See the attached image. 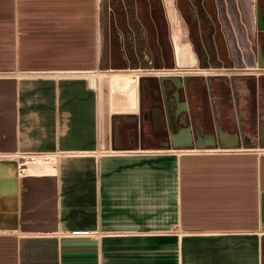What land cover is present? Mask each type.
Masks as SVG:
<instances>
[{"label": "crops", "instance_id": "1", "mask_svg": "<svg viewBox=\"0 0 264 264\" xmlns=\"http://www.w3.org/2000/svg\"><path fill=\"white\" fill-rule=\"evenodd\" d=\"M146 6L0 0V264H264V143L141 145L84 77L142 62Z\"/></svg>", "mask_w": 264, "mask_h": 264}, {"label": "flooded vegetation", "instance_id": "2", "mask_svg": "<svg viewBox=\"0 0 264 264\" xmlns=\"http://www.w3.org/2000/svg\"><path fill=\"white\" fill-rule=\"evenodd\" d=\"M189 21V65L178 66L170 46V71L141 76L138 110L131 116L133 121L128 122L137 123L139 130L131 137L141 145L163 146L162 142L169 140V132L190 126L193 141L199 139L223 147L220 130L226 133L221 138L226 142L237 140L246 146L261 143L264 0L247 1L240 6L232 0L229 7L223 3L216 8L195 7ZM148 49L143 50L146 56ZM164 53V46L160 45L162 63L168 61ZM152 55L148 62L154 65Z\"/></svg>", "mask_w": 264, "mask_h": 264}, {"label": "rangeland", "instance_id": "3", "mask_svg": "<svg viewBox=\"0 0 264 264\" xmlns=\"http://www.w3.org/2000/svg\"><path fill=\"white\" fill-rule=\"evenodd\" d=\"M236 1L239 6L241 3L244 2H251L253 3V0H233ZM175 7L181 16V19L183 20V23L185 24L186 28L189 24V17L191 14V10L195 7H202L205 6L206 8H216L220 3H223L224 6H228L232 3V0H174ZM201 4H203L201 6ZM232 7V6H231ZM187 31V29H186ZM142 34V37L144 38V44H143V50H147L149 48V52L145 58H143L142 62L140 64H134V62L131 63L129 66H111L112 69H119V68H144L148 67L150 69V72H164L166 70H169L170 67H172V59L170 58V46L173 50L172 43H171V37H170V28L169 23L165 14V7L163 4V0H147V6L146 8L142 7V10L140 12L139 9H137V12L133 14V22H130L127 30V35L129 39L134 41L136 34ZM140 34V35H141ZM188 39V32H186ZM189 40V39H188ZM164 46V50L166 53H164L165 56H167L168 61H165L162 63L158 50L159 47ZM134 43L131 44V56H134V52L136 49ZM151 54H153V60L154 65L149 63L148 60L151 59ZM144 53L142 52V56ZM164 56V57H165ZM147 58V59H146ZM166 58V57H165ZM146 59V60H145ZM184 61L178 66L180 67H188L190 59H183ZM103 69V68H100ZM100 69H97L95 72H99ZM145 72V71H142ZM139 78V76H138ZM139 81V79H138ZM106 85V84H105ZM107 87V86H106ZM107 94V88L105 90V99ZM128 115L129 118H131L134 114H125ZM152 149V148H150ZM24 160V159H23Z\"/></svg>", "mask_w": 264, "mask_h": 264}, {"label": "bare ground", "instance_id": "4", "mask_svg": "<svg viewBox=\"0 0 264 264\" xmlns=\"http://www.w3.org/2000/svg\"><path fill=\"white\" fill-rule=\"evenodd\" d=\"M166 7L169 18L172 22L173 40L177 52V61L183 62L188 53L187 47H182L179 43L180 38V18L177 9H175L173 0H166ZM171 37V36H170ZM170 71V70H169ZM47 72V71H46ZM59 73V72H58ZM83 72L79 73L82 74ZM85 76L89 82L98 86L100 93H102V85L104 81L108 87L107 93V107L109 112L129 113L136 112L138 109V74L137 70L133 68H119V69H100L99 72H85ZM102 97V95H101ZM102 99V98H101ZM100 113L102 115V102ZM102 120V119H101ZM9 156V155H8ZM13 156V155H10ZM28 157V156H27ZM24 158L23 170L25 172H48L53 170V164L49 160L44 159L43 156H36L32 158Z\"/></svg>", "mask_w": 264, "mask_h": 264}, {"label": "water", "instance_id": "5", "mask_svg": "<svg viewBox=\"0 0 264 264\" xmlns=\"http://www.w3.org/2000/svg\"><path fill=\"white\" fill-rule=\"evenodd\" d=\"M163 4H164V7H165V14H166V17H167V20H168V23H169V28H170V36H171V43H172V47H173V53H174V59H175V62L177 65H179V62L177 61V52H176V47H175V43H174V40H173V28L174 26L172 25V22L169 18V15H168V12H167V7H166V0H163ZM173 4H174V7H175V2L173 0ZM176 9V7H175ZM258 23L259 25H261L260 23V16H259V10H258ZM186 26L185 24L183 23V20L180 18V38H179V43L182 47H187L188 48V53L185 57V61L187 59L190 58L191 56V51H190V45H189V40L186 39L187 38V34H186ZM182 62H180L181 64ZM164 77H168V78H172V77H169V76H163L162 78ZM161 78V79H162ZM140 126V130L142 128L141 124L139 125ZM223 134H226V133H223L222 131L218 130V135L220 137V143L223 145V147L225 148H230V147H235V146H239L240 143L237 141V140H234V141H230V142H226L224 141L222 138ZM260 140L262 143H264V131L262 129V127H260ZM162 145L163 146H171L172 148H192V147H196V148H206V147H212L214 146V142H203L199 139L193 141L192 140V132H191V129H190V126H187V127H179L177 131L175 132H169V140L167 141H164L162 142ZM242 146H245L244 144H241ZM264 145V144H263Z\"/></svg>", "mask_w": 264, "mask_h": 264}, {"label": "built area", "instance_id": "6", "mask_svg": "<svg viewBox=\"0 0 264 264\" xmlns=\"http://www.w3.org/2000/svg\"><path fill=\"white\" fill-rule=\"evenodd\" d=\"M135 70H137V74L138 76H142V75H145V74H148V73H152V71L150 72V69L148 67H144V68H135ZM86 72H95L96 70H85ZM142 71H145V72H142ZM82 71H68V72H62V74L60 75H57V76H84L82 74H79L81 73ZM47 75H54L55 72H47L45 73ZM86 77V76H84ZM13 158H15V156H11ZM74 234L78 233V231H73Z\"/></svg>", "mask_w": 264, "mask_h": 264}]
</instances>
